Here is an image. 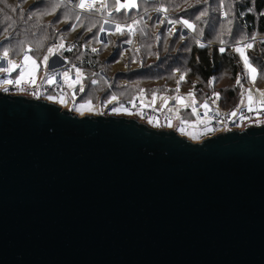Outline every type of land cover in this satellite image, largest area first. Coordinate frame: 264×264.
I'll return each instance as SVG.
<instances>
[{
	"label": "water",
	"instance_id": "95a60500",
	"mask_svg": "<svg viewBox=\"0 0 264 264\" xmlns=\"http://www.w3.org/2000/svg\"><path fill=\"white\" fill-rule=\"evenodd\" d=\"M204 133L0 91V264H264V123Z\"/></svg>",
	"mask_w": 264,
	"mask_h": 264
},
{
	"label": "rangeland",
	"instance_id": "374dc122",
	"mask_svg": "<svg viewBox=\"0 0 264 264\" xmlns=\"http://www.w3.org/2000/svg\"><path fill=\"white\" fill-rule=\"evenodd\" d=\"M220 1V0H218ZM26 2V3H25ZM23 2L20 6L19 9L20 11H25L23 10L26 5L27 1ZM235 2V0H221V4L223 6V9L225 12L229 11V17L231 18L232 23L229 24V21H226L224 23H220L216 30L213 28L209 29V32L212 35V39L214 40L213 42L217 43L218 47H224L227 48L226 50L235 52L234 54H238L239 58L241 59L240 53L236 51L237 47H240L245 55L247 54L246 52L248 49L250 50H256L255 52L260 55L261 53L264 54V35H258V33L253 32L252 34H246L244 30L241 28L239 29H234V26L236 22L234 21L235 19L232 18V13L230 12L232 9V4ZM198 3L205 4L204 0H188L186 3H184L183 7L187 8H192L194 5H197ZM227 3L228 6V11L225 9V4ZM206 6L208 4H205ZM217 7V5H214ZM160 12V11H159ZM156 13V20H158V13ZM205 15L200 19V22L204 24H208L211 20L212 13H215V11H205ZM223 13V12H222ZM221 13V15H222ZM199 15V14H198ZM197 15V16H198ZM160 17V16H159ZM50 18H45V22L49 21ZM204 19V20H203ZM84 20H89V17H84ZM54 22V21H53ZM191 23V22H190ZM82 26L80 24L77 27V30ZM172 24L170 25L171 29ZM13 28V27H12ZM11 28V29H12ZM56 28H60V25H56ZM13 30V29H12ZM108 30V26L105 27L104 31ZM193 29L187 28L186 26L183 25L182 27V32L181 36L184 37L192 31ZM29 31V30H28ZM89 31H81L79 36V40H83L84 38H90V37H85L86 34ZM92 32V38L91 40H84L83 44L84 47H89L91 49L95 48L100 50L98 53V56L100 58L108 56L111 51H112V46L114 41L118 40V38H122V35H113L111 38L108 37V41L110 40V43L107 44L108 41L105 39H100L101 32L100 31L98 34V40L93 32ZM167 32V31H166ZM37 35L34 36H29L27 40H32L33 37L37 38L39 37V42L41 41V37L39 36L40 33H36ZM168 34V33H166ZM235 34V37H234ZM68 42L73 40V33H64L63 35ZM252 37L255 39L253 40ZM63 38V39H64ZM147 38L150 40L152 39V36L150 33H148ZM244 38H247L246 40ZM120 40V39H119ZM127 40V39H126ZM130 40V39H128ZM170 38L162 37V44L167 45L169 43ZM181 39L175 40L173 44L170 47L167 48H162L158 52H155L157 50L152 49V45L150 46H144L141 48L138 47V44H135L134 41H131V43H126L122 45V49H120V52L123 50V54L121 57H119V61H114L110 64L105 66V69H102L101 71L104 73L102 75L101 71L98 74H85L84 75L80 71L81 79L78 83H73L76 81L77 77V72L76 69H80L77 66L71 67L66 64H62L61 66L58 67H52L50 68L49 64L54 62V65H57V63L60 62V52L62 49H60L59 52H56V47L57 45H52L49 48H53V55L49 56V60L47 62V68H45V65L43 63V57L48 54V50L46 51L45 54L41 55V49H37L39 47H36V58H34L33 54L27 53L26 55L31 56L33 59L36 60L37 65H39V70L36 71V77L28 76L25 77V80H23L21 85H17L14 82L12 84H5L3 81L5 80H12L15 81V79L19 76L18 71H20L19 68L15 69L14 72H0V88L3 90V92H7L4 89L17 86V91H19V94L28 96V88L31 87L32 85H36V83H42L45 82L49 85H52L46 81V72L51 73L53 71H56V74L60 76V81L56 84L55 87L52 88V90L48 91L49 94L51 93H56V87L60 88V92L56 93V104L60 106L62 109L69 110L74 114H77L78 116H83L85 114L87 115H97V114H112L111 109L112 108H118L121 105L128 104V103H134L135 99L142 101L143 104L148 107L147 112H150V109H155L160 113V119L162 122H164V118H166L165 122L168 124L166 126V129H183V131L186 129L187 130L184 132V137L188 140L197 142L201 141L202 138H198L197 134L200 129H202L203 126L206 124H209V122L212 119V114L216 115L219 114L220 110L217 109L218 105V99L215 97L214 93H219L220 95L222 94L223 96L228 93V91L232 90L234 91V96L235 98H232V103L235 104L237 102L240 103L241 99V93L244 92V100H245V105L247 104V92H245V89H251L253 99H258L264 101V96H261V92H264V67L259 64L253 65V67L257 68V79L255 82H252L250 76H245V68L243 61L241 59L242 66H239L237 71L238 75L236 77L232 76V71L227 67L223 66L220 70V72L215 75L212 78H215L214 83L212 86H209V81L212 79H206V80H200L196 79L193 75L194 70L191 67H186V56L184 57L182 55V50L183 48L181 47ZM240 43H237V42ZM223 42V43H222ZM63 44L66 46L64 40L60 42V44ZM248 43L253 44V48H248L246 45ZM119 43H117L118 45ZM50 45V44H49ZM120 45V44H119ZM138 49L140 50V55L136 58V55L134 54L133 51L130 52L129 49ZM155 47L158 49L157 45L155 44ZM183 47H185L183 45ZM149 49L150 53H153L151 56L150 54H147V50ZM4 47H0V55L3 54ZM33 55V56H32ZM178 55L179 60L178 63L183 66V67H178L181 68L186 74L185 75V80L181 81L179 84V91H176L177 89V81L180 80V75H174L173 70L168 67V62L170 59H174V56ZM25 56V55H24ZM24 56H22L21 61L19 59L11 60V58L7 57V59H0V62L4 60V62L8 65V60L13 61L16 64H23L24 62ZM144 56L146 57L144 59ZM248 56V55H246ZM249 57V56H248ZM40 58V60H39ZM60 58V59H59ZM143 58V59H142ZM264 58V55L262 56ZM64 60V59H63ZM41 61V64H40ZM251 62V61H250ZM240 63V65H241ZM0 66V68H7L9 67L6 66ZM134 68H136V72L132 71ZM120 70H123L126 72L125 75L119 74ZM67 71L68 72V78L66 82V78L62 75L63 72ZM114 77L115 80L111 81L112 79L109 80V77ZM87 77H86V76ZM240 77L241 84L243 85V88H241L239 85L236 84L237 77ZM73 77V79L69 78ZM96 78V79H94ZM120 78H126V80H121ZM32 79H35V83H32ZM93 79V81H96L94 85H91L89 82L90 80ZM104 79V80H103ZM189 82V83H188ZM15 85V86H12ZM71 85V86H70ZM237 86V88L235 87ZM83 87L84 91L81 92L80 88ZM259 89L260 91H257ZM16 90V88L14 89ZM220 91V92H219ZM192 92L197 95V100H195V96H190L189 93ZM200 94H199V93ZM103 93V96H102ZM14 94V92L12 93ZM53 95V94H51ZM43 97L47 96V93L42 94ZM112 96H116L117 99L111 100ZM183 97L184 102H177V97ZM206 97L207 99H205ZM154 99V103H153ZM206 100L205 102H202V100ZM91 101L90 107H86L85 109L81 111L76 110V105H79L81 103H85L86 101ZM111 100V103L108 101ZM193 100L195 103H193ZM127 101V102H126ZM202 102L198 105L197 102ZM206 102H210L213 105H209ZM206 103L209 105L210 111L212 114H204V109H203V104ZM229 104V103H228ZM243 105V106H245ZM133 106V105H132ZM121 108V107H120ZM193 108L196 109V111H193ZM235 109V108H233ZM232 110V109H231ZM207 111V110H206ZM208 112V111H207ZM209 113V112H208ZM129 116V115H128ZM129 118H135L138 122H145L146 119L141 117L137 112H133ZM144 124V123H143ZM171 125V126H169ZM192 129H194V133L196 134L195 138L192 137ZM225 128L220 126L217 130V132L223 131Z\"/></svg>",
	"mask_w": 264,
	"mask_h": 264
},
{
	"label": "trees",
	"instance_id": "16d2710c",
	"mask_svg": "<svg viewBox=\"0 0 264 264\" xmlns=\"http://www.w3.org/2000/svg\"><path fill=\"white\" fill-rule=\"evenodd\" d=\"M25 1H27V5L23 9L25 11L21 12L19 6ZM187 1L188 0H136L135 4L138 9H132L128 12L126 8L116 11V0H107L105 11L102 16H98L91 13H80L76 9L66 5V0H4V2H0V47L8 49V55L11 60L19 59L21 61L22 56L27 53L33 54L34 56H32L36 58L35 52L37 49H41V56L46 53L48 47L57 44L60 45V42L64 40L66 46H64L60 52L62 60L64 59L63 61H65L68 66H77L80 68L83 75L84 73L93 75L105 69L104 67H107L108 64L119 61V57L123 54V50L120 52V49H122V45L124 42L128 41V39L134 41L140 48L141 46L152 45V49L157 50L155 52H158L162 48L170 47L175 40L181 39L180 45H182L181 47L183 48L181 53L184 57L186 56V67H191L194 70L193 76L196 79H211L220 72L223 66H227L232 71V76L236 77L238 75V67L242 66L239 55L234 54L235 52L227 51V48L221 53L217 43L213 42L214 40L211 38L212 35L209 32L210 28L214 27L216 30L220 23L231 20L227 3L225 4V9L228 12H225L221 0H204L205 4H208L207 6L198 3L192 8L183 7L184 3ZM53 4L60 5L54 12L52 11ZM9 5H11V7H9ZM214 5H217V7ZM13 8H15L16 11H13ZM160 8H165L167 11H160L162 17L156 20V13L159 12L157 9ZM249 9H251V11H249ZM204 10L215 11V13H212L210 22L203 25L196 17L198 14L200 15L201 12H204ZM230 12L232 13V18L235 19L234 21L236 22L234 29L241 28L246 34L256 32L258 35H264V0H235ZM144 13H148L145 19L142 17ZM225 13H227V16H225ZM44 17L50 18L49 21L45 22ZM84 17H89V20H84ZM168 20H188L194 24L195 27L192 31L187 33V35L182 37L181 30L183 24H172L170 29L168 28ZM160 21H163V23H160ZM129 22H134V33L132 35H128L125 31H106L107 41L108 37L111 38L116 34L119 36L122 35V38H118V40L114 41L116 45L113 44L111 53L105 58H100L98 56L100 50L96 49L94 52L91 48L87 46L84 47L83 41L87 39L91 40L92 38V32L90 31L93 30L98 40L97 36L105 23L118 25ZM80 24H82V26L77 30ZM56 25H60V28L57 29ZM170 30L172 31L171 35L169 34ZM81 31H89L85 37L90 38H84L78 41L79 36H81ZM65 32H72L74 36L73 40L68 42L64 36H60ZM36 33H40L39 36L42 38L40 42L39 37H33L32 40H27L29 36L37 35ZM148 33L152 36L150 40L147 38ZM163 36L170 38L166 46L161 43ZM109 43L110 40L107 44ZM117 43L120 45H117ZM155 44L158 49L155 47ZM201 44L205 46L201 47ZM183 45L185 47H183ZM36 47L39 48L36 49ZM138 47L136 49L128 48V51L134 52L136 58L140 55ZM69 48L71 51L68 50ZM149 49L150 48L147 50V54L152 56L153 53H150ZM255 51L248 49L246 55L249 56L253 65L259 64V66L261 65L264 67V58H262L264 54L261 53L258 55V52L256 51V53ZM179 57L180 56L175 55L174 59H170L168 62V67L173 70L174 75L185 73L181 68H178L183 67L178 63ZM145 58L144 56V59ZM135 70L136 68L132 71L134 72ZM118 74L120 77V74L125 75L126 72L120 70ZM107 76L109 77L108 74ZM110 79H112L111 81L115 80V78L111 76L109 77V80ZM120 79L123 81L126 80V78ZM92 82L93 79H91L89 83L94 85L95 83ZM235 87L237 88V86ZM234 95V91L232 90L228 91L225 96L221 94L217 102V109L220 110V112H228L231 109L233 110V108H237L238 105L242 106L239 102L231 104L232 98L236 99ZM194 96L196 98L195 100H197V95L194 94ZM204 98L207 99L206 97ZM205 99L202 100V102H205ZM202 102L198 101L197 103L200 104ZM206 103L213 105L210 102Z\"/></svg>",
	"mask_w": 264,
	"mask_h": 264
},
{
	"label": "built area",
	"instance_id": "2783aa9c",
	"mask_svg": "<svg viewBox=\"0 0 264 264\" xmlns=\"http://www.w3.org/2000/svg\"><path fill=\"white\" fill-rule=\"evenodd\" d=\"M136 1V0H135ZM81 0H66V5H68L70 8L76 9L77 11H79L80 13H91V14H96L98 16H102L103 12L105 11L106 7H107V0H84L85 3V7L84 8H80L78 5L80 4ZM121 3H125L126 0H120ZM136 3V2H135ZM91 4L92 7L89 8L87 5ZM119 5H117L118 7ZM128 9V8H126ZM162 13L159 12L158 13V17L157 18H161ZM148 13H144L142 15V17L145 19L147 18ZM160 16V17H159ZM159 20V19H158ZM120 26V31H125L128 35H132L134 33V22H129L126 24H118ZM129 25H131V29H129ZM171 24L168 25V28L170 27ZM110 31L113 30H117V24H112V28L108 29ZM105 39L107 41V37H106V31L101 32L100 35V39ZM15 71V70H14ZM13 71V72H14ZM102 75H104V73L101 71ZM18 74H20V71H18ZM37 78V76H35ZM104 77H106L104 75ZM15 86V85H12ZM16 88V90H14ZM52 85H49L45 82L42 83H36V85H32V89L31 87L28 88V96H30V98L33 99H42V100H46V101H52V100H56V93L60 92V88L56 87V93H52L54 97V99H49L48 97L51 96V94L48 93V91L52 90ZM0 91L3 92V90L0 88ZM13 93L14 94H19V91H17V86L16 87H12L9 88V90H7V92ZM43 93H47V96L43 97L42 94ZM181 98L183 99V97L181 96ZM154 103V102H153ZM206 103H204L203 105H205ZM133 105V106H132ZM247 105V104H246ZM245 106H240V111L237 113V115L235 117H233L231 115V113L233 111H235L237 108L230 110L228 112H219V114H212V112L210 111V107L207 104V107H203L204 109V114H212V119L209 122V124H206L205 126L202 127V129L199 130L197 137L200 138H206L209 135L207 133H204V131H208L211 132V134H217V133H221V132H225V131H230V130H242L245 129L247 127H251V126H255L258 124H262L264 123V101L262 100H258V99H253V105H252V110L249 111L248 108ZM113 109V108H112ZM112 109L110 110L112 114H107L105 113L104 115H122V116H126L129 117L131 116V114L133 112H137V114H139L141 117L145 118L146 121L142 122L144 123L146 126L154 128V129H166V126H168V124H166L165 120L166 118H164V122L161 121L160 119V113L158 111H156L155 109H150V112H147L148 107H146L145 104L142 103V101L135 99L134 103H128V104H124L123 108H116L119 109L118 111H112ZM209 112H207V111ZM129 115V116H128ZM241 116L244 117V119H241ZM152 118V122H149V118ZM168 119V118H167ZM138 120V119H137ZM141 122V121H140ZM222 126L225 129L223 131L217 132L218 128ZM207 129H210L207 130ZM181 130V127L178 129ZM187 130H184V132ZM192 133H193V137L196 136V134L194 133V129H192Z\"/></svg>",
	"mask_w": 264,
	"mask_h": 264
},
{
	"label": "snow or ice",
	"instance_id": "6c2138e0",
	"mask_svg": "<svg viewBox=\"0 0 264 264\" xmlns=\"http://www.w3.org/2000/svg\"><path fill=\"white\" fill-rule=\"evenodd\" d=\"M0 2H4V0H0ZM116 3H117V5H119V6L116 7V9H115L116 11H120L122 8H134V7H136L135 0H126L125 3H121L120 0H116ZM59 6H60V5H58V4H53V6H52V11L54 12V11L56 10V8H58ZM78 6H79L80 8H84V7H85L84 0H81L80 4H79ZM87 6H88L89 8L92 7L91 4H89V5H87ZM9 7H11V5H9ZM12 10H13V11H16L15 8H13ZM157 11H165V12H166L167 9H165V8H160V9H157ZM249 11H251V9H249ZM204 15H205V13H204V12H201L200 15L196 17V19H197V20H200L201 17L204 16ZM225 16H227V13H225ZM77 18H78V17H77ZM134 22H135V21H134ZM135 23H138V22H135ZM160 23H163V21H160ZM168 23H169V24L181 23V24H183L184 26H186L187 28H190V29H194V27H195L194 24L190 23L188 20H168ZM231 23H232V21L229 20V24H231ZM128 27H129V29H131V25H129ZM89 30H90V29H89ZM117 30L120 31V26H119V25H117ZM101 31H103V28H101ZM169 34H170V35L172 34V31H171V30H170ZM244 39L246 40L247 38H244ZM252 39L254 40L255 38L252 37ZM126 43H131V40L126 41ZM222 43H223V42H222ZM237 43H240V42L238 41ZM200 46H201V47H204L205 45L201 44ZM246 46H247L248 48H253V44H252V43H248ZM63 47H64V45H63L62 43H61L60 45H58V46L56 47V52H59L60 49H62ZM68 50L71 51L70 48H69ZM92 51L95 52L96 49H92ZM219 51H220L221 53H223V52L225 51V48H224V47H221V48H219ZM236 51H237L238 53H240L241 59H242V61H243L244 68H245V73H244V75H245V76H250L252 82H255V80L257 79V75H258V73H257V68H256V67H253L252 63L250 62L249 57L245 55L244 51H243L240 47H237V48H236ZM8 54H9V53H8V49L5 48L4 51H3V54L0 55V59H7ZM48 54H49V55H45V56L43 57V63H44V65H45V68H47V62H48V60H49V56L54 54V52H53V48H49V49H48ZM7 62H8L9 67H7V68H0V72H12V71H14L15 69L19 68V69H20V74H19V76L15 79V81H12V80H5V81H3V83H5V84H12L13 82H14L15 84H17V85L21 84V82H22L23 80H25V77H26V76H34V74H35V70H36V68L38 67L36 60L33 59V58H32L31 56H29V55H25V56H24V62H23V64H16V63H14V62L11 61V60H8ZM73 67H75V66H73ZM76 72H77L78 75H77V77H76V81H74L73 83H78V82L80 81V79H81L80 69H76ZM62 75L66 78V82H67L68 72L65 71V72L62 73ZM185 75H186V74H182L181 77H180V80L177 81V89H176V91H179V84H180L181 81H184V80H185ZM55 80H56V71H53V72H51V73L46 72V81H47L48 83H54ZM214 80H215V78H212V79L209 81V86H212V84L214 83ZM31 82H32V83H35V79H32ZM92 83H96V81H93ZM236 84L239 85L241 88H243V85L241 84V80H240V77H239V76L237 77ZM70 86H71V85H70ZM4 90L7 91V88H5ZM80 91H81V92L84 91L83 87L80 88ZM244 91L247 92V105H246V107L248 108L249 111H251V110H252V105H253V96H252L251 89H245ZM257 91H260V90L257 89ZM189 95H190V96H194V93L190 92ZM214 95H215V97H216L217 99L220 98V94H219V93H214ZM261 96H264V92H261ZM48 98H49V99H54V97H52V96H49ZM115 99H117L116 96H112V97H111V100H115ZM176 99H177V102H178V103L182 102V98H181V97H177ZM111 100L108 101V102L111 103ZM193 103H195L194 100H193ZM90 105H91V101L89 100V101H86L85 103H81V104H79V105H76L75 107H76V110H77V111H81V114H83V113H82V110L85 109L86 107H90ZM240 105H245L244 92L241 93ZM120 107L123 108V105H121ZM203 107L206 108V107H207V104L203 105ZM118 110H119V109H116V108H113V109H112V111H114V112H115V111H118ZM193 111L195 112L196 109L193 108ZM239 111H240V106L238 105L237 109H236L235 111H233V112L231 113V115H232L233 117H235ZM241 119H244V117L241 116ZM149 122H150V123L152 122V118H151V117L149 118ZM169 126H171V125H169ZM207 130L210 131V129H207ZM181 131H183V129H181ZM193 138H195V137H193Z\"/></svg>",
	"mask_w": 264,
	"mask_h": 264
},
{
	"label": "crops",
	"instance_id": "0c3cea01",
	"mask_svg": "<svg viewBox=\"0 0 264 264\" xmlns=\"http://www.w3.org/2000/svg\"><path fill=\"white\" fill-rule=\"evenodd\" d=\"M112 24L113 23H105L104 25L105 26H103L102 28H103V31H104V29H105V27L106 26H108V29H111L112 28ZM107 31V30H106ZM62 59V58H61ZM60 63V62H59ZM65 63V62H64ZM6 63L4 62V60H2L1 62H0V66H4ZM6 66H8L7 64H6ZM36 70H37V68H36ZM35 70V71H36ZM13 72V71H12ZM11 73V72H10ZM29 78H30V76H28ZM69 78H71V79H73V77H69ZM60 81V76L58 75V74H56V80H55V82L54 83H50V84H52V87H55L56 86V84L58 83ZM21 84H23V83H21ZM21 84H19V85H21ZM55 85V86H54ZM52 94V93H51ZM51 96H53V95H51ZM153 102H154V99H153ZM184 102V99H182V103ZM199 105V104H198Z\"/></svg>",
	"mask_w": 264,
	"mask_h": 264
},
{
	"label": "bare ground",
	"instance_id": "6f19581e",
	"mask_svg": "<svg viewBox=\"0 0 264 264\" xmlns=\"http://www.w3.org/2000/svg\"><path fill=\"white\" fill-rule=\"evenodd\" d=\"M105 26V25H104ZM122 32V31H121ZM159 130H162V129H159Z\"/></svg>",
	"mask_w": 264,
	"mask_h": 264
},
{
	"label": "flooded vegetation",
	"instance_id": "af4514ba",
	"mask_svg": "<svg viewBox=\"0 0 264 264\" xmlns=\"http://www.w3.org/2000/svg\"><path fill=\"white\" fill-rule=\"evenodd\" d=\"M177 130V129H176Z\"/></svg>",
	"mask_w": 264,
	"mask_h": 264
}]
</instances>
